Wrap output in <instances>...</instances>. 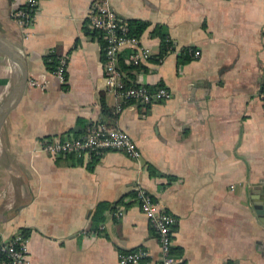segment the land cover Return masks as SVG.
Here are the masks:
<instances>
[{"label":"crops","instance_id":"1","mask_svg":"<svg viewBox=\"0 0 264 264\" xmlns=\"http://www.w3.org/2000/svg\"><path fill=\"white\" fill-rule=\"evenodd\" d=\"M93 1L41 0L24 37L11 17L18 0H0V39L25 60L28 75L0 128V242L26 230L32 264H117L118 252L138 247L157 258L155 233L131 195L142 187L177 219L176 264H264V101L257 98L264 0H98L123 19L149 22L140 43L154 54L155 25L172 40L159 63L151 59L131 79L161 84L171 98L120 111L107 90L100 42L84 30ZM184 48L189 60L179 63ZM50 50L67 56L64 85L45 65ZM17 79L16 66L0 54V107ZM35 79L46 87L30 86ZM99 119L131 135L140 161L119 150L94 161L53 157L39 146ZM102 201L110 208L93 226Z\"/></svg>","mask_w":264,"mask_h":264},{"label":"built area","instance_id":"2","mask_svg":"<svg viewBox=\"0 0 264 264\" xmlns=\"http://www.w3.org/2000/svg\"><path fill=\"white\" fill-rule=\"evenodd\" d=\"M17 3V0H14ZM41 0H18L11 11V17L22 29L23 36L29 35L35 14ZM87 26L91 30L101 33V57L103 72L107 82V90L117 99L116 111H120L124 104H144L166 101L171 98V91L161 85L151 89L144 83H133L126 86L123 81V71L118 68V60L124 49L129 53L124 57L128 66H140L148 63L157 56L150 47L140 43V36L127 35V22L119 17L106 1H93L87 14ZM53 51V50H50ZM190 51V50H189ZM54 52V51H53ZM198 56V49L192 50ZM58 65L53 72L54 77L61 84L66 81L67 56L56 54ZM32 87L41 89L46 87L45 82L37 79L29 81ZM257 98L264 101V88L259 90ZM42 151L53 157L69 154H83L88 157L101 156L108 150H119L127 153L131 158L140 161L141 151L136 141L124 129L108 125L104 120H95L89 123L78 136L44 137L39 141ZM135 201L142 213L147 217L159 244L157 258L143 247L118 252L117 264H176L177 256L171 252L173 242V227L177 223L176 217L163 204L157 201L142 187L136 188ZM124 214L119 209L117 216ZM85 233L94 235L95 231ZM0 264H32L28 254L26 236L23 232L15 233L10 239L0 242Z\"/></svg>","mask_w":264,"mask_h":264},{"label":"trees","instance_id":"3","mask_svg":"<svg viewBox=\"0 0 264 264\" xmlns=\"http://www.w3.org/2000/svg\"><path fill=\"white\" fill-rule=\"evenodd\" d=\"M127 22V35L129 36H141L143 32H145V30L149 27V22L142 20V19H125ZM84 30L86 33H90L94 38H96L99 42L100 45L101 43H103L102 39H101V33L97 30H89L88 27H84ZM151 35L156 36L157 38H159L160 40V51L157 54V56H155L154 58H151L152 60H154L155 63H159L160 60L163 58L164 55H166L172 47V40L170 39V36L167 34V32L165 31V26L164 25H155L154 28H152V30L150 31ZM183 56L180 57L179 63H184L186 61L189 60V56L187 55V48L183 49ZM129 53V49H124L121 52V55L119 57L118 60V68L123 71V81L125 83L126 86L128 85H132L133 83L131 82V79L134 78V74H133V70L134 69H139L142 67V65L140 66H128L125 64L124 62V57ZM44 58V62L45 65L47 67V69L50 72H54L55 69L57 68L58 65V59L56 57V53L53 51H49L46 54H44L43 56ZM65 83H63L64 85ZM158 86H161L158 85ZM156 87V86H154ZM151 89H153V87L151 86ZM102 111L104 114L108 115L110 113L109 108L103 103L102 104ZM112 117V116H111ZM114 117V116H113ZM75 136H78V133L75 134ZM96 157L98 156H92V160L94 161L96 159ZM151 172H155V170L153 169V167H151ZM131 195L134 197L136 196V191H132ZM110 208V205L108 202H99L93 213L91 214V225L95 226L98 223L102 222L105 219L104 216V211ZM175 226L173 227L174 230ZM23 233L27 236L28 232H26V230H23ZM179 251V253H181V250H177V252ZM171 252L174 254L176 253V250L171 247Z\"/></svg>","mask_w":264,"mask_h":264},{"label":"water","instance_id":"4","mask_svg":"<svg viewBox=\"0 0 264 264\" xmlns=\"http://www.w3.org/2000/svg\"><path fill=\"white\" fill-rule=\"evenodd\" d=\"M0 54L6 56L12 63L16 66L18 72V79L15 83L13 91L6 99L4 104L0 107V128L7 119L9 113L15 109L26 90L28 75H27V66L25 60L14 51H9L2 43L0 39Z\"/></svg>","mask_w":264,"mask_h":264}]
</instances>
